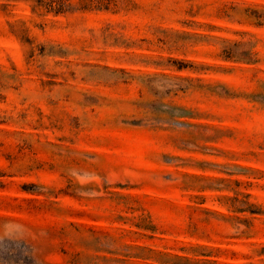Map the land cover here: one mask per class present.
<instances>
[{
  "label": "rangeland",
  "instance_id": "374dc122",
  "mask_svg": "<svg viewBox=\"0 0 264 264\" xmlns=\"http://www.w3.org/2000/svg\"><path fill=\"white\" fill-rule=\"evenodd\" d=\"M0 264H264V0H0Z\"/></svg>",
  "mask_w": 264,
  "mask_h": 264
}]
</instances>
